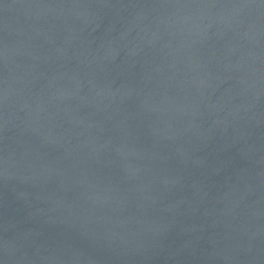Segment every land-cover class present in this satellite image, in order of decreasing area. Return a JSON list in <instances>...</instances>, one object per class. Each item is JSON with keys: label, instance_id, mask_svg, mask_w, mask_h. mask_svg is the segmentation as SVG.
Instances as JSON below:
<instances>
[{"label": "water", "instance_id": "water-1", "mask_svg": "<svg viewBox=\"0 0 264 264\" xmlns=\"http://www.w3.org/2000/svg\"><path fill=\"white\" fill-rule=\"evenodd\" d=\"M0 264H264V0H0Z\"/></svg>", "mask_w": 264, "mask_h": 264}]
</instances>
